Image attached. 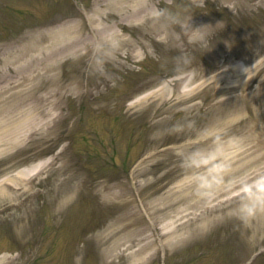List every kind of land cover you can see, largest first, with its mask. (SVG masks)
Listing matches in <instances>:
<instances>
[{
  "label": "rangeland",
  "instance_id": "374dc122",
  "mask_svg": "<svg viewBox=\"0 0 264 264\" xmlns=\"http://www.w3.org/2000/svg\"><path fill=\"white\" fill-rule=\"evenodd\" d=\"M83 1L91 11L95 0H0V78L4 73H9L11 77L5 82L6 85L0 84V99L4 98L7 86L19 81L23 74L34 75L35 78L25 80L17 86L18 89L33 88L34 94L47 96L42 110L31 114L41 123L27 129L24 140L0 155L2 264H58L60 252L74 256H69L68 262L62 258V264H93V248L79 247L81 252L75 256L74 250L67 246L72 245L73 249L79 246L73 233H83L82 230L86 228L95 232L94 238L97 236L100 244L97 243V248L106 257L125 250L124 244L134 236L133 230L124 225L120 210L112 205L115 202L110 193L114 190L113 186L104 188L97 183L105 178L108 185H112V179L121 177L120 166L126 164L124 153L130 139L131 149L138 156L150 150L153 144L151 138L156 136L162 135L161 143L167 145L205 139L221 129L220 119L223 116L228 114V121L236 124L244 116L257 112L255 105L264 109V83L261 82L264 78V31H260L264 28V5L256 6L253 3L259 0L252 2L257 7L253 16L234 13L233 3L226 0H149L153 3L157 18L148 24L131 25L115 19V22L113 19L104 20L103 24L115 26L130 38L133 45L130 44L132 48L128 51L124 52V49L119 52L117 62L106 59L101 53L97 58L98 71L93 73L95 70L92 69V75L91 63L86 67L80 51L66 52L64 57L56 58L53 52L58 49V44L52 46L49 38L51 31L59 29L64 23L61 17L70 14L73 8L86 10L82 8ZM72 3L75 4L73 8ZM214 20L225 25L217 33L213 31L214 25L209 26ZM159 29L164 31L158 32ZM245 32L249 34L243 36ZM16 38L21 41H15ZM151 38L158 42H153ZM30 44L38 46L36 60L30 62L28 69L17 72L13 68V55L20 46ZM6 45L13 47L9 49ZM42 48L48 52L51 62H47L45 52L41 53ZM133 51L140 54L138 59L131 55ZM238 63L247 64L245 75H236L233 70ZM46 65L51 66L49 71L44 69ZM37 68L42 72V80L35 72ZM227 69L231 70L229 76ZM84 74L85 81L87 77L92 82L93 90L104 86L101 82L107 74L111 77L106 94L97 103H91L88 96L81 97L75 88L70 87L71 84L68 86L70 78ZM182 76L189 78L188 82L183 83L186 89L189 88L188 93L179 91L185 79L180 80ZM55 77L59 79L55 80ZM53 79L63 83V94L58 96L52 93ZM78 79L75 78V81ZM259 83H263L261 88ZM147 89L157 90L147 102L129 110L126 102L121 105L120 93L129 91L128 101ZM228 89L233 91L227 92ZM241 92L245 96L240 97ZM233 95L238 100L232 98ZM9 104L13 109L21 107L14 100ZM53 105L59 107L53 109ZM27 108L31 113L29 105ZM108 117L114 118V130L118 133V126L124 133L121 136L125 139L117 136L119 148L115 143H107L109 139L112 141L109 135L111 129L109 127L105 131L107 124L103 121L109 120ZM62 118H66L65 122L56 126ZM63 126L71 133V144L66 152L65 146L60 145L61 140L54 139L57 138L58 129ZM240 129V133L224 139L220 135L208 139L211 143L215 142L222 153L232 155L231 163L227 161L228 157L221 156L218 161L204 166L202 163L209 156H206L207 151H196L200 148L198 143L193 146L195 151L184 152L177 147L175 152L182 151V155H173V159L178 157L181 164L187 163L190 169L178 175V178L176 175L170 176L173 181L167 182L166 187L157 192L153 189L156 184H149L153 174L136 173L140 166H137L138 163L132 168L134 173L131 170V176L134 175L133 180L142 187L146 205L149 211H154L153 216L158 219L164 232L158 237L157 249H152V252L147 249L142 253L144 255L140 258L144 260L143 264H162L160 254L164 249L167 253L166 264H238L242 258L237 247L242 242L240 230L243 219L245 224L242 229L247 231L244 246L246 242L251 243V235L264 238V220L257 221L250 213L255 198L262 199L264 206V144L259 147L255 142H248L245 139L248 138V130L241 125ZM98 134L105 137L104 143L94 142ZM194 153L197 154L193 156ZM112 155L119 161L117 164H113ZM41 160L50 163L38 176L29 179L17 176L16 173L22 168ZM152 162H159L157 167L163 165L158 157H154ZM144 164L146 162L141 165ZM219 168L221 170L217 174ZM212 172L214 176L206 177ZM191 174L201 178L200 183L205 184L204 188L198 186L200 189L196 192V198H210L218 188L222 189V194L231 188V194H228L234 200H230L231 209L225 211V217L220 212L215 216L218 220L190 214L197 217L173 228L168 224L171 225V221L186 213L188 206L194 205L191 200L183 199L172 208L162 201L166 200V190L170 185ZM211 180L214 181L209 183ZM195 188L197 186L192 188V193ZM160 206L165 210H156ZM245 208L246 216L242 214ZM188 211L199 212L200 209L192 207ZM70 212L73 213L70 215ZM92 217L96 220L94 224L88 221ZM248 218L253 220H249L250 228ZM231 219L236 222L235 226L232 225V234L223 225ZM253 222L255 226L256 223L260 224L256 233H252ZM64 232L72 234L64 238ZM28 239L30 244H24ZM120 240H124V243ZM142 243L138 240L135 246ZM258 243V248H264V242ZM19 247H24L22 254L16 251ZM84 251L85 254L82 253ZM129 252L130 249L124 251L116 259L121 264L133 263L134 258ZM248 253L252 255L253 249H249ZM254 264H264V256Z\"/></svg>",
  "mask_w": 264,
  "mask_h": 264
},
{
  "label": "bare ground",
  "instance_id": "6f19581e",
  "mask_svg": "<svg viewBox=\"0 0 264 264\" xmlns=\"http://www.w3.org/2000/svg\"><path fill=\"white\" fill-rule=\"evenodd\" d=\"M98 6H96L95 3V10L100 15V17H94L93 14L88 16V23H80V24H72V27L67 26L63 31H59L56 34L52 35V46H56L58 44V49L61 57L63 56V53L65 50H74L79 51V48L81 46L84 47L86 50V53H89L92 49L96 51L95 56H98L101 54V47L103 46L104 42L110 43L108 45L109 48L112 50H116L118 47H121L124 43H126L127 39L122 38V34L118 32V30L114 29L111 26L105 27L101 24L102 17L104 18H112L114 19V16H118L120 20H126L128 22L135 23L137 21H143L144 19H147L150 14L152 13L151 5L149 4L148 0H96ZM244 2L248 3V0H244ZM107 11V15L104 16L103 13ZM150 18H154V16H151ZM114 39L117 40V43H114ZM37 48V45L30 46L29 49H35ZM29 50H26V48L22 51V58L18 65H16V71L19 72L21 70H25L29 68V64L31 61L36 60V53L38 52V49L35 51L36 53H27ZM54 53H57V50L54 49ZM28 55V56H27ZM18 58V57H16ZM20 59V58H19ZM46 69H50V65L44 66ZM35 72L37 73V76H41L42 72L40 71V68L35 69ZM21 78H19V81L12 82L11 85L7 86V90L5 91L4 98L0 99V155L7 152L8 148H11L24 140L26 136L27 129H33V126L41 123V121H37L33 116H31L34 112H40L43 108L42 104L43 101L47 99V96L45 98L44 95H36L34 94L33 88H30L28 90L18 89L17 86L22 85L23 82L27 79H34V75H20ZM7 77H5L6 79ZM9 81V80H8ZM6 85V83L4 84ZM2 85V86H4ZM11 89H14L11 91ZM231 91V90H229ZM146 95V94H145ZM145 95L140 96L135 101L140 100L141 98L145 99ZM91 97V96H89ZM11 100H14L16 103L21 104V107H16L13 109V106L9 103ZM30 106L32 109L31 113H28L29 108H27V105ZM13 109V110H12ZM10 110H12L10 112ZM257 119L261 120L262 117L259 115L256 117ZM11 121L9 124L8 122ZM248 119H243L241 122H239V125L248 124ZM247 126V125H246ZM248 142H259V137L261 136V132L256 130V127L253 125L252 127H248ZM232 132H234V129L228 128L227 130H224L220 132L221 136H227L230 135ZM213 137V133L210 135V138ZM255 142V144H256ZM215 143V142H214ZM211 143L210 140H202V146L200 149H203V151H207L208 153L206 156H209L205 162L202 164L204 166L210 165L216 161H218L221 156L228 157L227 161L231 163V157L232 155L229 153H222V150L217 147L216 144ZM185 145V144H184ZM261 145L259 144V147ZM192 151L193 144L191 146H187ZM168 149V148H165ZM197 153H194L193 156H195ZM225 155V156H224ZM167 161V158H166ZM46 163H37L36 165L29 167V168H23L19 172H17V176H24L30 173H36L40 169L44 167ZM189 168V167H188ZM195 168V167H194ZM182 169V167L178 166H170V168L167 170V172ZM220 168L216 171L217 174L220 172ZM144 172L150 173L149 168H145L143 170ZM257 170L254 171L256 173ZM214 173H208L206 177L211 178ZM255 175V174H254ZM199 179L194 178H185L180 181H178L174 186L170 188V191L177 192L178 195L176 196H168V198L162 202L167 203L169 206L174 208L181 200L195 197V195L192 193V188L194 187V183L197 182ZM214 180L209 181L212 182ZM208 183V184H209ZM230 189V188H229ZM226 189L225 193L229 192L230 190ZM222 189H219L212 195L210 201H214L217 196L219 195V191ZM116 191H113L115 193ZM120 198V197H119ZM205 197H201V199L196 198L194 203L192 205L198 206L200 204L201 207H204V218L209 217L210 215L214 214L215 211H217L222 207V205L225 203L216 202L214 205H206L204 204L203 200ZM219 199V198H218ZM162 202L158 203L161 204ZM132 200L131 199H125L121 202V205H123L125 208L131 207ZM132 210V209H131ZM156 210L164 211L165 208L160 206L157 207ZM129 212V211H127ZM133 212V210H132ZM134 213V212H133ZM128 214V213H127ZM126 214V215H127ZM135 214V213H134ZM166 214H164L165 216ZM264 220L263 214L257 213V221ZM156 219H153V223L156 224ZM173 225L175 227V223L173 222Z\"/></svg>",
  "mask_w": 264,
  "mask_h": 264
}]
</instances>
